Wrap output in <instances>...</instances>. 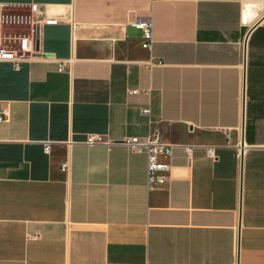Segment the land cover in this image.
<instances>
[{
  "label": "crops",
  "instance_id": "1",
  "mask_svg": "<svg viewBox=\"0 0 264 264\" xmlns=\"http://www.w3.org/2000/svg\"><path fill=\"white\" fill-rule=\"evenodd\" d=\"M34 29L0 60V264H264V0H0V45Z\"/></svg>",
  "mask_w": 264,
  "mask_h": 264
},
{
  "label": "built area",
  "instance_id": "2",
  "mask_svg": "<svg viewBox=\"0 0 264 264\" xmlns=\"http://www.w3.org/2000/svg\"><path fill=\"white\" fill-rule=\"evenodd\" d=\"M37 4L32 3V10H36ZM41 23H52V18H42L36 21L35 25ZM137 27L143 30V47H150L152 43V23L150 19H140L134 23ZM37 35L35 29L28 36L21 37L19 47L11 49L0 45V60L12 61L15 66L18 63L30 56V53L36 50ZM63 65L59 66L61 70ZM132 92H137L133 90ZM140 112L149 115V107H141ZM8 109L0 110V121L6 119ZM86 142L89 144L101 143L103 140L100 136H88ZM122 143L127 145L134 152L144 151L146 154V187L148 190L163 187L168 178L170 164L167 161L172 154V143L163 140L162 136L155 132H150L146 136H130L122 140ZM49 144L45 145V151L48 152ZM208 154H211V148H208ZM65 165L63 164L62 167ZM34 237V236H33Z\"/></svg>",
  "mask_w": 264,
  "mask_h": 264
},
{
  "label": "water",
  "instance_id": "3",
  "mask_svg": "<svg viewBox=\"0 0 264 264\" xmlns=\"http://www.w3.org/2000/svg\"><path fill=\"white\" fill-rule=\"evenodd\" d=\"M253 26H254V25H252V26L249 28L248 32H250V30H251V28H252ZM248 32H247V33H248Z\"/></svg>",
  "mask_w": 264,
  "mask_h": 264
}]
</instances>
